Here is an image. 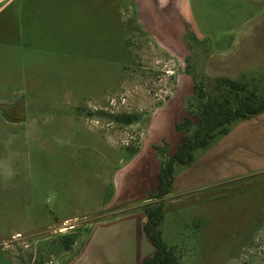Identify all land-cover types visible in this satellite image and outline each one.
<instances>
[{
	"label": "rangeland",
	"instance_id": "1",
	"mask_svg": "<svg viewBox=\"0 0 264 264\" xmlns=\"http://www.w3.org/2000/svg\"><path fill=\"white\" fill-rule=\"evenodd\" d=\"M185 1L188 49L173 57L141 24L138 0H0V264H75L83 245L81 264L93 250L134 264L144 253L137 226L91 230L109 219L113 173L152 112L183 88L188 114L194 84L209 93L220 77L264 96V66L254 64L264 58V0ZM123 113L139 118L112 117ZM188 185L163 201L162 239L181 264H264V166ZM66 235L76 238L70 251Z\"/></svg>",
	"mask_w": 264,
	"mask_h": 264
},
{
	"label": "crops",
	"instance_id": "2",
	"mask_svg": "<svg viewBox=\"0 0 264 264\" xmlns=\"http://www.w3.org/2000/svg\"><path fill=\"white\" fill-rule=\"evenodd\" d=\"M138 1L141 24L145 30L152 34L163 51L170 53L173 57L174 55H186L185 50L188 47L184 37L189 24L186 1ZM251 46L253 45L250 43L252 54L255 56L254 49ZM254 64L257 67L264 66V58L262 61L256 59ZM190 77V74H184L180 82H183V84L184 82L188 83ZM189 95L191 93L187 90L176 88L172 97L152 112L150 121L143 131L141 144L137 152L129 158L121 169L113 173L115 186L105 210L108 211L110 216L114 213L118 214L113 215L115 216L113 218L109 216V219L97 220L92 224L91 231L98 229L100 226L115 228L114 226H120L124 221L129 222L127 226H124L125 233L128 234L132 230L130 228L131 224L137 226L136 234L142 242L144 253L136 259L134 264H141L145 258L155 252L156 248L148 239L144 229L147 219L145 212L140 209L135 211L133 207L147 203L150 200L148 199L149 195L156 193L161 160L155 146L161 145L162 140L165 139L170 144L171 155L175 152L182 141V134L175 131L174 125L186 116L184 102ZM227 161H231V164L229 170L225 171L224 165L227 166ZM263 166L264 112L237 123L227 135L210 147L192 166L176 174L173 190L180 189V187H191L192 185H188L189 182H193V186H204L231 173H243ZM181 175H183L180 179L181 183H177L178 177ZM120 234L116 230L114 234L109 236L114 238L120 236ZM83 248L84 245L71 262L75 264L83 262V259L80 258L85 257L87 251ZM92 252L89 264H120L122 262L118 259L119 262L116 263L112 258L102 255L101 251L93 250Z\"/></svg>",
	"mask_w": 264,
	"mask_h": 264
},
{
	"label": "trees",
	"instance_id": "3",
	"mask_svg": "<svg viewBox=\"0 0 264 264\" xmlns=\"http://www.w3.org/2000/svg\"><path fill=\"white\" fill-rule=\"evenodd\" d=\"M255 86L243 80L220 77L216 79L212 92L208 93L201 84H194V94L190 99H195L197 104L192 108L194 104L188 103L187 116L174 125L175 131L182 134L181 143L171 156L167 155V142L155 146L161 166L157 191L149 197H155L159 201L151 204L147 202L139 209L146 214L144 229L156 250L141 264H181L175 251L164 243L161 231L164 218L163 201L172 190L177 166L192 165L195 162L194 153L197 149H209L227 135L237 123L264 112V96L259 94ZM191 116L197 118L196 123ZM112 117L118 122L127 124L139 118L137 114L128 113L116 114ZM136 152L137 149H133L131 155ZM61 241L64 248L70 251L76 238L73 235H66Z\"/></svg>",
	"mask_w": 264,
	"mask_h": 264
}]
</instances>
